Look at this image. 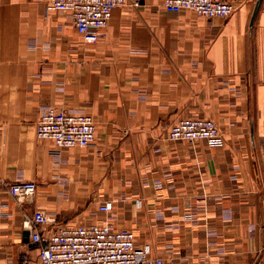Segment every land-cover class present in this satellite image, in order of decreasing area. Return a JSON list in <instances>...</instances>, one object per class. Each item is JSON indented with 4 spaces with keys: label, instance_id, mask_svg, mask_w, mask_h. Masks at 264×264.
<instances>
[{
    "label": "crops",
    "instance_id": "0c3cea01",
    "mask_svg": "<svg viewBox=\"0 0 264 264\" xmlns=\"http://www.w3.org/2000/svg\"><path fill=\"white\" fill-rule=\"evenodd\" d=\"M129 1L87 43L52 0H0V264L38 261L37 209L43 236L109 224L164 264H264V0L228 17ZM51 107L92 114L94 145L38 137ZM185 117L222 140H167ZM22 181L33 197L11 195Z\"/></svg>",
    "mask_w": 264,
    "mask_h": 264
},
{
    "label": "built area",
    "instance_id": "2783aa9c",
    "mask_svg": "<svg viewBox=\"0 0 264 264\" xmlns=\"http://www.w3.org/2000/svg\"><path fill=\"white\" fill-rule=\"evenodd\" d=\"M129 3V0H52V7L71 12L74 25L85 42L95 43L103 37L113 11ZM163 7L171 12L190 9L208 17H228L237 8L226 0H163ZM37 135L53 140L59 147H89L96 140V123L92 114L51 107L40 115ZM166 138L190 142L205 139L217 143L222 135L213 119L185 117L171 126ZM36 190L35 181L15 182L9 186L11 195L19 200L33 197ZM112 208L110 200L100 207L103 211ZM32 221L33 241L44 243L38 261L32 262L24 254V264H164L162 257L151 256L148 248L138 245L135 233L128 228L112 229L109 224L82 223L63 225L43 236L38 225L48 222L45 212L35 210Z\"/></svg>",
    "mask_w": 264,
    "mask_h": 264
},
{
    "label": "water",
    "instance_id": "95a60500",
    "mask_svg": "<svg viewBox=\"0 0 264 264\" xmlns=\"http://www.w3.org/2000/svg\"><path fill=\"white\" fill-rule=\"evenodd\" d=\"M260 1H261V0H258V2H257L256 11H257V8L259 7Z\"/></svg>",
    "mask_w": 264,
    "mask_h": 264
}]
</instances>
